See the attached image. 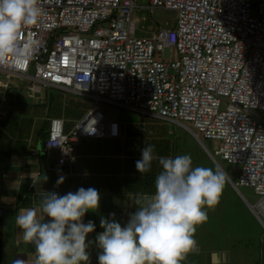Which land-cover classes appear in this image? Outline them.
<instances>
[{
    "label": "built area",
    "instance_id": "2783aa9c",
    "mask_svg": "<svg viewBox=\"0 0 264 264\" xmlns=\"http://www.w3.org/2000/svg\"><path fill=\"white\" fill-rule=\"evenodd\" d=\"M147 1L150 12L175 10L174 24L137 36L133 0H40L39 24L21 32L40 42L36 58L0 65V119L12 98L32 104L46 87L89 98L70 129L48 118L55 171L82 140L118 136L97 103L189 122L196 139L221 140L215 155L239 165L233 184L259 196L253 209L264 229V0Z\"/></svg>",
    "mask_w": 264,
    "mask_h": 264
},
{
    "label": "crops",
    "instance_id": "0c3cea01",
    "mask_svg": "<svg viewBox=\"0 0 264 264\" xmlns=\"http://www.w3.org/2000/svg\"><path fill=\"white\" fill-rule=\"evenodd\" d=\"M46 88L30 104L41 107V111L37 109L31 115L30 105L17 98L14 102L12 98L4 106V115L0 119V126L1 123H7L5 127L2 124L0 131V264H13L16 259L24 260V264H35V247L24 243L15 218L21 209L39 207L37 191H54L62 196L75 192L80 187L95 188L101 196L98 212L89 211L83 217L84 223L91 220L96 226L86 236V243L88 240L92 241L86 251L90 254L91 264H98L97 257L102 249L96 245V236L103 231L100 218H108L109 213H115L116 221L124 226L129 215L136 210L133 203L135 194L154 192L155 177L161 168L154 161L151 171L141 177L135 162L141 158L142 148L148 144L154 145L158 157L189 154L186 153L184 145L179 147L177 143L182 138V131L186 130H180L178 135L177 129L180 126L175 124L168 129L170 122L150 118L151 116L145 117L143 114H140L142 118L135 120L113 119L119 124L118 136L82 140L73 157L55 171L57 152L48 151L44 146V139L47 135L48 118L52 116L49 112L51 98L58 101L60 96L52 94ZM63 100L64 98L61 99L62 102ZM15 111L19 116L13 115ZM58 117L64 119L66 129H70L79 118L66 117L63 112ZM39 120L42 122L39 123ZM9 122L11 124L7 129ZM201 143L206 147L202 141ZM199 145L202 147L200 143ZM207 151L209 152L208 149ZM42 173L48 177L46 182H43ZM31 175L38 177L36 187H30ZM60 177H64L63 182L56 184ZM238 196L235 203L245 212L248 220H242L236 214L232 217H238L240 222L229 219L232 226L228 225L220 230L209 221L198 225L195 239L200 251L198 254H189L182 264H212L213 253H226V264H264V247L260 246L263 226L255 210L251 208L255 203H250L244 196L243 199ZM223 201L225 200H220ZM211 212L212 209L208 210V218ZM47 219L46 217L45 221ZM238 224L241 226H237Z\"/></svg>",
    "mask_w": 264,
    "mask_h": 264
},
{
    "label": "clouds",
    "instance_id": "9594fccd",
    "mask_svg": "<svg viewBox=\"0 0 264 264\" xmlns=\"http://www.w3.org/2000/svg\"><path fill=\"white\" fill-rule=\"evenodd\" d=\"M42 15L40 0H0V65L9 57L25 63L36 58L40 42L31 37L22 40L21 32L26 26L38 25ZM154 161L161 168L154 192L135 194L136 210L127 223L121 226L115 213L100 218L98 264H182L189 254L199 253L197 226L220 203L226 174L220 168L193 166L189 154L158 157L155 146L148 144L135 162L141 177L151 171ZM42 177L46 182L47 175L42 173ZM31 180L36 187L38 177L31 175ZM36 196L39 207L21 209L15 218L24 243L35 247V264H91L86 249L92 241L86 243V236L96 226L91 220L84 223L83 217L89 211L98 212V190L80 187L62 196L43 190ZM226 261V253L212 254V264ZM13 264H24V260L16 259Z\"/></svg>",
    "mask_w": 264,
    "mask_h": 264
},
{
    "label": "rangeland",
    "instance_id": "374dc122",
    "mask_svg": "<svg viewBox=\"0 0 264 264\" xmlns=\"http://www.w3.org/2000/svg\"><path fill=\"white\" fill-rule=\"evenodd\" d=\"M253 3H255V0H251ZM134 3V8L131 12V17L132 19L135 20V35L137 36H142V35H149L151 34L156 28L159 27H170L174 24L175 22V17H176V12L175 10L172 9H166V8H154L152 9V12L149 11V9L146 7L148 1L147 0H133ZM252 13H254V11H252ZM172 56H175L176 52L174 49H172ZM168 60V59H166ZM45 88H43L41 90V93H43L45 90ZM47 90H49L52 94H56L58 96H62L64 98H71L70 96L72 95L69 92H63L61 91V89L59 90V88H46ZM71 94V95H70ZM36 101V99H35ZM78 101L81 102L80 105H82L81 107L83 109L87 108L92 101L89 98H84V97H78ZM24 104H27L28 106L31 104L30 100H26V102H22ZM31 115H34V113L36 112V110H40L41 111V107L38 106H32L30 105ZM97 108L101 109L105 115H106V119L108 120H113V119H118V121H126L127 120H135L138 117H141L140 113L134 112V111H130L124 108H120L111 104H107V103H97L96 105ZM16 112V114H15ZM13 113V115L15 116H19V114L17 113V111H15ZM23 114V113H22ZM51 114V113H50ZM52 115V114H51ZM145 117H148L147 115H144ZM142 118V117H141ZM153 118V117H150ZM8 122V121H7ZM42 121L39 120V123H41ZM45 123V122H44ZM2 124L0 126V131H2ZM11 122L8 123V127L7 129H9ZM176 123L170 122L167 126L169 127L168 129L172 128V125H175ZM186 124L188 125L187 127L189 129L191 124L189 122H186ZM7 125V123L3 124V127H5ZM178 125V124H176ZM180 129H177V134L179 135V133L182 130H186V131H182V138L180 141H178V146L181 147L184 145L185 147V151L186 153L188 152L190 154V156L192 157L193 160V166H204V167H210V168H217V166L215 165L214 161H216L225 171V173L228 175V177L232 180V181H237L238 178V174H239V165L237 164H230L228 162H226L225 160H222L218 155H215V150L217 148H219L222 145V141L219 139H204L202 134H199L200 139L203 143H205L207 149L210 151L211 154L214 155V160L211 158V156L209 155L208 152H206L203 147H201L199 145V142L197 139H195L189 129L187 127H183L181 125ZM46 126L43 128V130L45 131ZM181 130V131H180ZM189 131V132H188ZM183 147V149H184ZM179 151V150H178ZM179 154V153H178ZM226 182L229 184L228 186L225 185L224 190H223V194L221 196L220 200H225L223 202H220L215 209H212V214L210 215V217L208 218L207 221L209 222H213L215 224L216 228L222 229L224 227L232 226L228 221H230L229 219H231V221L233 220L234 222L239 223L240 220L238 219V217H232V215L239 214L241 216L242 220H248V217L245 216V212L241 211L240 207L238 204H236L235 200H237V196L235 195L234 192H236L231 184L228 182V180H226ZM238 189L240 190V192L243 194V196L250 202V203H255L259 196L257 194H255L253 192V190L250 187H245V186H238ZM234 191V192H233ZM239 197V196H238ZM241 198V197H239ZM242 199V198H241ZM232 201V203H231ZM242 201V200H241ZM243 202V201H242ZM244 203V202H243ZM245 204V203H244ZM253 224V223H250ZM237 226H241L240 224H238ZM262 234L260 237V246L264 247V229L262 228ZM262 238V239H261ZM262 247V248H263ZM264 251V248L262 250V252Z\"/></svg>",
    "mask_w": 264,
    "mask_h": 264
},
{
    "label": "trees",
    "instance_id": "16d2710c",
    "mask_svg": "<svg viewBox=\"0 0 264 264\" xmlns=\"http://www.w3.org/2000/svg\"><path fill=\"white\" fill-rule=\"evenodd\" d=\"M61 91L64 92V90H61ZM70 97L71 98H68V97L64 98V97L60 96L57 99L58 101L51 98V103L49 104V112L52 114V116H59L61 114V112H63V114L66 117L77 118V117H80L84 113V111L87 108L83 109L81 107L82 106V105H80L81 102L78 101L79 96L72 94ZM62 98H64V100H63L64 103L61 101ZM225 185L228 186V183L226 182Z\"/></svg>",
    "mask_w": 264,
    "mask_h": 264
},
{
    "label": "water",
    "instance_id": "95a60500",
    "mask_svg": "<svg viewBox=\"0 0 264 264\" xmlns=\"http://www.w3.org/2000/svg\"><path fill=\"white\" fill-rule=\"evenodd\" d=\"M198 140V139H197ZM198 142L202 145V147L204 148V150L206 151V152H208L207 151V149H206V147L205 146H203V144L201 143V141L200 140H198ZM209 153V152H208ZM209 155H210V153H209ZM211 156V155H210ZM211 158L214 160V158L211 156ZM215 162V164H216V166L218 167V168H220V169H222V167L216 162V161H214ZM223 170V169H222ZM224 171V170H223ZM225 172V171H224ZM226 174V173H225ZM226 177H227V180H228V182L231 184V186H232V188L236 191V193L243 199V196L240 194L241 192H240V190L233 184V182L231 181V179L228 177V175L226 174ZM251 208H253L252 206H251ZM256 214V213H255Z\"/></svg>",
    "mask_w": 264,
    "mask_h": 264
}]
</instances>
